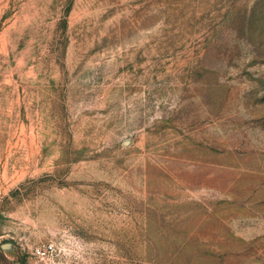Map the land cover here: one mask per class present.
I'll list each match as a JSON object with an SVG mask.
<instances>
[{
	"label": "rangeland",
	"instance_id": "1",
	"mask_svg": "<svg viewBox=\"0 0 264 264\" xmlns=\"http://www.w3.org/2000/svg\"><path fill=\"white\" fill-rule=\"evenodd\" d=\"M0 264H264V0H0Z\"/></svg>",
	"mask_w": 264,
	"mask_h": 264
},
{
	"label": "built area",
	"instance_id": "2",
	"mask_svg": "<svg viewBox=\"0 0 264 264\" xmlns=\"http://www.w3.org/2000/svg\"><path fill=\"white\" fill-rule=\"evenodd\" d=\"M54 249V245L52 243L45 244L43 246L36 247L34 253L39 257H44L52 252Z\"/></svg>",
	"mask_w": 264,
	"mask_h": 264
}]
</instances>
